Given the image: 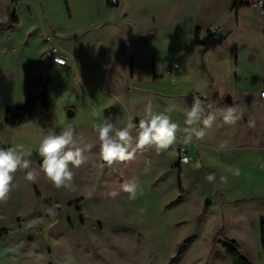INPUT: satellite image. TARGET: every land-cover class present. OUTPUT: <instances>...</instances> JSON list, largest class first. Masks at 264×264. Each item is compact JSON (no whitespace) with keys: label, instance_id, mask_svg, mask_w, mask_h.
<instances>
[{"label":"rangeland","instance_id":"obj_1","mask_svg":"<svg viewBox=\"0 0 264 264\" xmlns=\"http://www.w3.org/2000/svg\"><path fill=\"white\" fill-rule=\"evenodd\" d=\"M13 16L19 22L9 24ZM256 16L246 13L253 35ZM235 19L213 0H0V147L31 149L38 169L49 132L71 125L82 147L94 145L73 169L75 192L56 189L43 174L31 183L16 173L10 199L0 204V264H231L227 238L264 264V40L233 34L224 46L208 37L215 42L205 53L192 34L193 24ZM50 44L65 66L47 54ZM202 94L213 108L238 107L243 118L232 126L218 120L203 141L99 167L98 116L123 126L130 116L138 122L149 101L156 112L173 103L172 119L183 127L193 96ZM31 100L33 121L8 126V111ZM183 147L188 164L180 161ZM209 173L215 182L205 179ZM133 178L135 200L108 195ZM54 204L58 214L50 217L45 210Z\"/></svg>","mask_w":264,"mask_h":264},{"label":"clouds","instance_id":"obj_2","mask_svg":"<svg viewBox=\"0 0 264 264\" xmlns=\"http://www.w3.org/2000/svg\"><path fill=\"white\" fill-rule=\"evenodd\" d=\"M264 7V3L257 5ZM201 96L204 99H201ZM210 95L193 96L192 104L185 112L184 126L173 121L171 113L176 110L173 103H169L163 111L156 112L149 101L144 113L138 122L135 117H129L126 124L118 126L111 117L98 116V122L92 124V131L98 140L101 169L112 167L116 163L130 162L136 159L137 153L154 148L158 153L166 151L176 145H189L203 141L219 120L221 126H232L243 118V113L236 106L215 107ZM255 122L249 121V127ZM78 133L73 126H68L58 134L49 132L39 143V168L33 167L31 159L33 152L22 146L0 147V204H6L10 199L13 187L16 186L15 175L24 173V179L36 183L41 174L56 189H65L70 192L77 191L75 172L84 165L94 145L86 144L83 147L78 143ZM182 164L189 163V157H181ZM196 167H199L197 164ZM239 175V169L234 170ZM205 179L209 183L216 181L215 173H209ZM221 182H227V177L221 176ZM139 183L137 179L126 180L120 184L119 189L108 193L115 199L120 192L128 194V199L135 200L138 194ZM92 192L88 193L89 198ZM59 205L48 207L45 212L55 217Z\"/></svg>","mask_w":264,"mask_h":264},{"label":"crops","instance_id":"obj_3","mask_svg":"<svg viewBox=\"0 0 264 264\" xmlns=\"http://www.w3.org/2000/svg\"><path fill=\"white\" fill-rule=\"evenodd\" d=\"M123 1L125 2V0H123ZM256 1L257 0H213L214 5H218V4L222 5V3H224L226 5L227 9L230 12L234 13V15L236 16L234 24H232L231 26L219 25V24L202 25L201 23L193 24L192 25V34H195V36H194L195 44L198 46H201L203 49H206L205 53L207 51H209L213 42L216 41L214 38H212L209 35V31L212 29L218 28V27H226L227 29H229V33L224 35L222 37L221 41H216L219 44L223 43L224 46L227 45L231 35H233V34H234V36H235V34H240L243 36H248L250 38L253 37V38H257V39L259 38L261 40L262 39L264 40V9H260L257 6H255ZM107 4H108V2H107ZM119 4H120V0H118L117 6ZM247 12H254L257 15L253 21L254 24L252 25V27L254 29V33H255L254 35L251 33V30H248V26L246 25V13ZM18 22H19V20H18ZM157 31H158V26L150 29L148 32V36L152 37L153 35L157 34ZM197 31H199V33H198L199 43H196ZM208 37L211 38L212 40H215V41H212L208 44V40H209ZM61 66H65V65H61ZM173 71H174V69L171 70V72H173ZM228 97H230V96H228ZM230 99L231 100L228 101L226 98V101L228 103H232L233 98L230 97ZM261 104L264 105V99H262ZM190 160H191V157H190ZM189 163H190V161H189Z\"/></svg>","mask_w":264,"mask_h":264},{"label":"trees","instance_id":"obj_4","mask_svg":"<svg viewBox=\"0 0 264 264\" xmlns=\"http://www.w3.org/2000/svg\"><path fill=\"white\" fill-rule=\"evenodd\" d=\"M67 4V0H64ZM108 5H112L110 0H107ZM18 23V20L15 16L10 18L9 24ZM198 33H196V43H199ZM40 97L46 98V92H42ZM47 107V104H45ZM34 119V102L33 100L29 101L24 107L18 109L15 113L8 111L6 123L11 128H18L21 126L29 125ZM218 234H222V229L219 230ZM264 234V226H263ZM225 251L228 257L231 259V264H253L242 252L240 245L232 239H226L225 241Z\"/></svg>","mask_w":264,"mask_h":264},{"label":"built area","instance_id":"obj_5","mask_svg":"<svg viewBox=\"0 0 264 264\" xmlns=\"http://www.w3.org/2000/svg\"><path fill=\"white\" fill-rule=\"evenodd\" d=\"M110 2L112 5H117L118 0H110ZM260 3H264V0H257L255 3V6H257ZM258 8L264 9V7H258ZM228 33H229V29H227L226 27H218V28H215V29H212L209 31V35L212 38H214L216 41H221L222 37ZM47 40L51 41V37H48ZM47 54L52 57V61L54 63H56L58 65H66L67 64L66 58L63 57L60 54L59 49L57 47L53 46L52 44L49 45V47L47 49ZM260 97L262 99H264V82H263V85L261 87ZM184 155L188 156L189 161H190V156L187 153L186 149L183 147V148H181V151H180V161H181V157Z\"/></svg>","mask_w":264,"mask_h":264},{"label":"water","instance_id":"obj_6","mask_svg":"<svg viewBox=\"0 0 264 264\" xmlns=\"http://www.w3.org/2000/svg\"><path fill=\"white\" fill-rule=\"evenodd\" d=\"M227 100L230 101L231 100L230 97H227ZM67 115L69 117H73L75 115V112L72 109H68ZM210 203H211V200L207 198L206 201H205V204L208 205Z\"/></svg>","mask_w":264,"mask_h":264}]
</instances>
